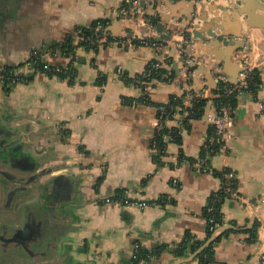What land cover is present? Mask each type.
Here are the masks:
<instances>
[{
	"label": "crops",
	"instance_id": "1",
	"mask_svg": "<svg viewBox=\"0 0 264 264\" xmlns=\"http://www.w3.org/2000/svg\"><path fill=\"white\" fill-rule=\"evenodd\" d=\"M123 1L0 0V69L21 78L16 84L0 81V144H11L8 158L0 155V171L12 179L4 180L5 189L0 184V221L15 220L34 233L48 230L68 264H134L136 244L153 253L140 264H177L184 258L169 250L186 235L206 237L205 209L221 187L213 172L230 170L235 192L222 203L221 228L232 226L225 232L235 233L216 242L215 259L217 264H258L264 255V76L256 94L237 97L232 150L207 157L211 173L191 164L211 133L204 118L182 128L180 143L164 139L166 152L155 161V105L192 90L204 92L206 109H214L211 68L221 65L222 51L233 63L263 75L264 28H248L234 7L240 0H143L142 21L124 22L113 14ZM101 19L109 21L106 29L120 24L119 37L108 33L113 38L130 34L136 43L87 50L84 33ZM141 38H153L159 48L138 43ZM215 39L226 50L209 44ZM66 40L74 59L59 54L50 64L76 69L73 78L29 65L33 52ZM183 58L189 82L180 73ZM152 60H162L176 80L150 83L152 104L134 105L129 101L140 99L142 90L127 79L143 74ZM175 65L185 82L177 81ZM185 105L192 107L190 96ZM179 115L169 121L170 130L181 129L189 114L183 109ZM42 172L39 180H28ZM121 195L157 205L125 207L116 199ZM255 223L257 242L250 245L244 233ZM33 238L29 231L5 252L0 249V264H38L29 255L35 251L28 246Z\"/></svg>",
	"mask_w": 264,
	"mask_h": 264
},
{
	"label": "trees",
	"instance_id": "2",
	"mask_svg": "<svg viewBox=\"0 0 264 264\" xmlns=\"http://www.w3.org/2000/svg\"><path fill=\"white\" fill-rule=\"evenodd\" d=\"M108 20H98L93 23L92 29H106L108 26ZM92 29L89 32L84 33V38L82 41L83 46L87 50L89 49H94L98 50L99 47H108L111 42L118 41L119 38H113L111 35H107L108 38V44H95L92 45L85 40L93 37L97 38L99 37L96 32L92 31ZM133 44L136 43V41H132ZM139 43V42H138ZM61 45V44H60ZM61 52L64 55H67V57L71 58L72 60L75 57V52H74V47L71 45V42L66 40L65 44H62L61 46ZM156 63V60H152L149 62L147 65V68L143 74L136 75L131 79H127L128 82L135 84L136 86H142L141 82H165V83H172L176 80V75L175 73L168 68H154L153 64ZM40 70L44 71V66L43 65H38ZM2 70L0 69V72ZM4 72L6 75L10 76L12 73H10V70L4 69ZM49 73L50 75H53L51 72H46ZM76 73V69H62L61 73H57L59 77L61 78H73V76ZM104 80H100L99 83L103 84ZM262 77L260 72L254 71V75L252 79L249 81V89L250 92L256 94L258 90L260 89V85L262 84ZM223 86H218V88H222ZM204 92L199 93V95L203 94ZM216 94V93H214ZM191 97L192 99V107L187 108L185 105V99L187 97ZM230 101L233 107H236L237 105V95L236 93L232 95L230 98H224L220 97L218 99L214 100L215 105L219 106L220 104ZM138 101L139 103H145L148 105H151L152 103L150 102V97L148 96V93L141 97L140 99L137 100H130L129 102L133 104V102ZM209 102V98L205 96H198V94L192 90L186 91L182 97H176V96H170L169 101L165 104H159L155 105L158 111V120L160 118V108L165 107L167 114L169 118L174 117V114L178 112H182L183 109L187 110L188 116L187 118L184 119L183 124L181 126V129L176 128L173 130H170L167 128L164 132L159 133L157 131V136H156V151L157 154L154 155V159L156 162H160L162 156L166 152V143L164 141V136L167 135L168 133L173 135V142L180 143L181 142V137L182 133L184 130L189 128V123L192 120H199L203 117L207 104ZM182 128L184 130H182ZM219 152V147L216 146H210L208 148L203 147L202 154L199 159H192L191 164L195 166L197 162H202V172H213L211 168L208 165V159L207 157L210 155L217 154ZM218 178L221 180V187L220 190L211 195L209 198V203L208 207L205 209L204 217L206 219V237L204 239H198L194 235H186L185 238L178 244L174 245L173 248H171L169 251L172 253V255L175 258H185L193 253H195L197 250H199L213 235L214 232L211 230L212 227H217L220 228L222 223H223V215L221 212V206L227 197H231L232 194L235 192V180L236 176L235 174L230 171V170H223L221 172H213ZM233 174L232 178H228V175ZM118 200H124V196H119L116 198ZM257 228H258V223H255L253 228L246 231L244 234L247 235L246 241L250 244L253 245L257 242ZM234 231H228L225 233H222L218 238L216 239L215 243H213L210 247H208L205 251H203L198 257L197 261L199 264H217L216 259H215V245L216 242H219L226 234L228 235L229 233H233ZM235 233V232H234ZM160 252V251H158ZM153 255V253H150L147 250H144L143 248H140V250L136 251V255L134 258V264H140L141 261H149L150 257Z\"/></svg>",
	"mask_w": 264,
	"mask_h": 264
},
{
	"label": "built area",
	"instance_id": "3",
	"mask_svg": "<svg viewBox=\"0 0 264 264\" xmlns=\"http://www.w3.org/2000/svg\"><path fill=\"white\" fill-rule=\"evenodd\" d=\"M143 0H124L121 6L117 9V11H114V15L119 21H126L128 19H134V20H141L143 18L142 14V8L140 7V4ZM142 21V20H141ZM104 31V29H101ZM99 37L93 38L90 37L86 39L85 41L95 45V44H108V38L106 34H99ZM140 44L146 45V46H151L153 48H159L158 44L154 41L153 38H146L144 40L137 39ZM132 43L125 38H119L118 41L111 42L109 46H131ZM61 45H55L53 47L40 50V51H35L31 55V63L29 65L36 66V65H43L44 66V71L45 72H51L53 75H58L57 73H61L62 69L61 68H55L54 66H51L47 60L51 56H57L59 54H62L61 52ZM151 62V61H150ZM153 67L155 68H168L167 65L162 61V60H156V63L153 64ZM2 71L0 72V81L6 83V84H16L20 82L21 78L16 76V75H6L4 72V69H1ZM180 73L185 77L186 81L189 82L191 79V75L189 74L188 71V66L185 63L184 68L181 69ZM254 75V70L251 69L249 66H242L241 73L238 78V82L236 85H232L229 82V77L225 74L220 73V75L216 78L217 86L214 90L213 93H216V95L224 98H230L232 95L236 93L237 97L244 93L250 91L249 89V81L252 79ZM261 75V77H263ZM263 80V79H262ZM151 83V82H150ZM149 82H141V87L139 89L142 90V97L146 95V93L149 92L151 89ZM223 86L222 88H218V86ZM261 87V85H260ZM198 96H207L205 93L198 95ZM134 105H139L140 103L138 101L133 102ZM236 108L233 107L231 102L228 100L227 102H224L220 104L219 106H215L214 109H206L204 115L202 118H204L210 129L211 133L208 135L204 147L208 148L210 146H216L219 147V152L225 153V152H231L232 147H231V141L233 139V134H232V129L234 127L235 123V111ZM181 112H178L174 114V118L180 117ZM169 118L166 108L162 107L160 108V118L158 120L157 124V131L159 133L164 132L168 128V123L172 119ZM164 139L166 141H173V135L168 133L167 135L164 136ZM195 167L198 170L202 169V162H197L195 164ZM233 174L228 175V178H232ZM178 184V182H175ZM234 194V193H233ZM232 194V195H233ZM121 205L125 207H131V206H136L141 209H146L149 206L152 205H157V202L155 203H148L146 201H132L129 200L128 198H125L124 200L121 201ZM214 234H216L219 230L217 227H212L211 229ZM174 246H172L173 248ZM141 245L136 244L135 245V250L138 251L140 250ZM258 264H264V255L260 258Z\"/></svg>",
	"mask_w": 264,
	"mask_h": 264
},
{
	"label": "water",
	"instance_id": "4",
	"mask_svg": "<svg viewBox=\"0 0 264 264\" xmlns=\"http://www.w3.org/2000/svg\"><path fill=\"white\" fill-rule=\"evenodd\" d=\"M234 7L235 9H240L239 14L244 16V21L248 24V28L250 29L251 28H264V15L261 14V13H264V0H240V2H237ZM119 25H120L119 23H115L114 25H112L108 29H105L104 31L101 29L99 30L92 29V31L96 32L97 34H103V33L108 34L109 32H113V34L116 37H119L120 35L117 33ZM158 31L163 33L164 27L162 25H159ZM125 37L130 41H132L133 39V36L130 34L126 35ZM198 37H200L202 40H206V38H204L203 36H198ZM212 37L217 38L218 35L212 36ZM161 38L166 39L168 38V35H162ZM219 38H221L220 35H219ZM144 39L145 38H141V40H144ZM209 44L215 47L221 46L224 48V50H226L225 49L226 47L221 44L220 39L212 40L209 42ZM239 44L242 45V42H240ZM217 59L218 61H220L221 65L219 63L220 66L218 68H214L216 66L211 68L213 71L212 79L215 81V84L212 86L214 88L217 86L216 78L220 75V69H222L223 73L229 77L230 84L236 85L238 82L239 75L242 70V66H240L239 64H235L231 60L226 58V54L225 53L223 54V51L221 55L217 57ZM50 61H51V57L48 58L47 62L50 64ZM180 62L184 65L185 59L184 58L180 59ZM174 70L176 71V74L178 77L177 81H180L182 83L185 82L184 80L181 79L179 75L178 65L174 66ZM213 98L218 99L219 96L213 93ZM10 148H11V144L7 142L1 143L0 144V155L2 157L8 158ZM6 162L4 161V164ZM44 174L45 172L36 173L34 177H31L28 180H31L30 182H34L36 180H39L41 176ZM6 178H8V180L11 179L8 173L0 171V184L2 188L4 189L6 188L4 184L5 183L4 180ZM58 180H61V177H59ZM22 182L26 183L27 181H22ZM14 222L15 220H9L6 222L0 221V249L2 253L5 252V246L7 244L18 243L19 240L22 238V235L26 234L29 237V231H32V236H34V238L31 239L33 241L28 246H32L35 249V251H31V250L29 251V255L33 257L35 263H38V264H68V263H65L61 259V256H59L58 254L59 245H58L57 238L51 237L48 230L44 229V231L40 230V232L37 231V233H34V231L30 229L28 225H25L23 228L22 227L19 228L16 225H14ZM227 230H233V227L232 226H224L222 228L220 227L218 232L214 234L199 250H197L195 253H193L187 258L181 259L177 264L188 263V262H192L195 259H197V257L203 251H205L208 247H210L213 243H215L218 236H220L223 232Z\"/></svg>",
	"mask_w": 264,
	"mask_h": 264
}]
</instances>
